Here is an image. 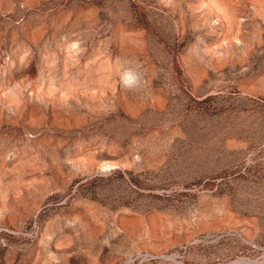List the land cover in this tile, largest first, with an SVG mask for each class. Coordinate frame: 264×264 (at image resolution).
<instances>
[{
  "label": "rangeland",
  "instance_id": "1",
  "mask_svg": "<svg viewBox=\"0 0 264 264\" xmlns=\"http://www.w3.org/2000/svg\"><path fill=\"white\" fill-rule=\"evenodd\" d=\"M0 264H264V0H0Z\"/></svg>",
  "mask_w": 264,
  "mask_h": 264
}]
</instances>
